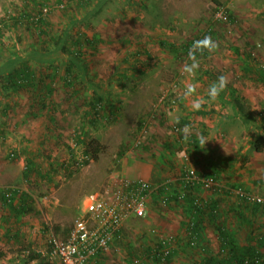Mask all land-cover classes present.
Segmentation results:
<instances>
[{"label":"rangeland","instance_id":"obj_1","mask_svg":"<svg viewBox=\"0 0 264 264\" xmlns=\"http://www.w3.org/2000/svg\"><path fill=\"white\" fill-rule=\"evenodd\" d=\"M78 2L0 0V194L19 192L11 206L0 199V264H57L45 255L50 234L66 239L85 197L122 179L153 186L145 217L126 222L109 252L91 264H129L166 235L177 248L163 264H199L205 246L218 254L217 232L207 226L191 246L188 200L160 205L159 185L185 168L211 176L219 187L197 190L192 200L216 201L218 225L237 246H257L264 212L233 191L264 199V80L256 71H264V0ZM205 36L217 49L196 53L199 68L191 76L184 48ZM77 39L92 40L95 48L82 46L85 71L79 74L76 61V89L64 88L67 55L60 48L72 51ZM24 65L35 80L53 79L47 108L37 102L42 91L14 88L11 76ZM245 66L255 70L245 74ZM220 75L227 87L209 102L208 88ZM189 85L196 90L185 96ZM97 97L99 115L91 108ZM197 100L199 110L212 112L199 115ZM198 137L208 140L203 147ZM30 159L34 167L27 172ZM22 203L27 211L18 213Z\"/></svg>","mask_w":264,"mask_h":264},{"label":"built area","instance_id":"obj_2","mask_svg":"<svg viewBox=\"0 0 264 264\" xmlns=\"http://www.w3.org/2000/svg\"><path fill=\"white\" fill-rule=\"evenodd\" d=\"M83 160H88V156L85 155L82 159H77V166L82 167ZM175 182H178V186L181 187L178 193L172 192ZM159 188L165 192L160 201L162 208L168 206L170 198L182 200L188 189L213 193L219 191L214 178L203 177L187 168L177 178L163 181ZM153 191V186L149 182L122 179L104 191V194L94 193L86 196L83 202L84 212L73 222L66 239L62 240L53 234L48 237L46 257L52 263L57 264H91L95 262L98 257L109 252L113 242L120 237L122 227L126 222L145 217L146 199ZM233 194L247 205L264 208V199L256 195L243 192L241 189L234 190ZM204 202L205 200L203 202L195 200L194 205L197 208L204 207ZM187 234L190 237V245L194 246L195 239L189 232ZM176 248L177 241L173 236L160 237L156 244L150 246L148 250L145 249L142 255L133 258L129 264H143L146 261L163 264L172 256ZM261 253H264V248L259 252V256ZM260 263H262V258L258 256L246 258L243 262V264Z\"/></svg>","mask_w":264,"mask_h":264},{"label":"trees","instance_id":"obj_3","mask_svg":"<svg viewBox=\"0 0 264 264\" xmlns=\"http://www.w3.org/2000/svg\"><path fill=\"white\" fill-rule=\"evenodd\" d=\"M91 2H93V0H79L78 4L80 5V7H88L89 6L88 4ZM37 21H38V24L41 23L39 19ZM82 41H83L82 39L75 40L73 44L74 48L72 51L66 50L65 52L63 48H60L67 55V60L65 61V69H64L63 77H62L64 88H70V89L75 88L77 84L74 86V83L78 81L77 79L79 77V74L81 75L85 71L84 64L83 62H81L82 61L81 59H84L82 54H85V52H83L82 50V46L85 44L91 50L95 48L94 46L95 44L92 42V40L85 39V43H82ZM159 45L161 47H165L164 42H161ZM192 45L193 43L188 44L187 49L185 46L184 50L187 52V50ZM170 49L174 51L173 46H170ZM138 54H141V53L139 52ZM76 61L80 63L79 65H80L81 70H79L80 72L79 74L77 72H76L77 74L74 73V69L76 68V65L78 64ZM10 70L11 69L8 67L4 69L6 73L9 72ZM254 70L255 68L253 67L248 68V66H245L243 68V71L245 74H248L250 72L253 73ZM256 71L259 74V78L261 79V82H263L264 71L263 70H256ZM1 72L2 70L0 71V73ZM11 77L12 79L15 80L14 88L17 90H23V91L33 90V93L36 92V94L42 91L43 93L41 92V94L37 95L41 97L42 99H38L39 101L37 102L41 104V109L48 107L49 104L47 101L53 97V93H54V90L51 86V83L53 84L52 82L53 79L50 77V75H42L40 80H35L34 73L26 65H24L23 68H21L19 72H15ZM8 81H11V80H8ZM48 81H51V83L49 82L50 83L49 84ZM76 93L78 94L79 92L77 91ZM101 103H102V98L97 97L95 101L91 104V108L94 111L95 115H99L100 112L98 110L102 109ZM107 104L110 110H114V107L109 102ZM210 112H204L203 110H199L197 113L199 115H207V114H210ZM259 118L261 122L264 123L263 113L259 115ZM80 141L81 140H76L75 143L80 144L81 143ZM259 144L260 143L257 144L258 150H259V146H258ZM88 149L91 150L90 147H88ZM97 153H98V149H95L94 154H97ZM10 156L11 158H13L14 154H11ZM33 167L34 165L32 164V159H30V162L27 163V168H26L27 172H31L33 170ZM180 188L181 187L178 186V182H175L172 186V190L175 193L180 192L181 190ZM196 192H197L196 189H188L185 193L184 198H182V200H179V201H184V202L185 201L187 202L188 200L189 208L191 207L194 210L192 216L190 218H187V225H186L187 232L191 234L192 238H194L195 241L197 240L199 241L203 230L206 229L207 226H210L215 232H217L219 242H220L218 254H214L213 252H211L207 246L202 248L204 258L201 260L199 264H243L246 258H252L255 256L261 257L259 256V250L264 248V236L260 237L259 240L256 241L257 246L250 245L249 243L247 245L237 246V243L235 242L234 237H232L231 234H229L227 230L223 229L220 226L221 224L218 225V222H217L218 208L216 205V201L207 202L205 200L204 202L205 206L197 208L194 205L195 201H193L192 200L193 198H191V197H194ZM159 193L164 194L165 192L160 188ZM7 194H9L10 196L7 197L6 196ZM16 195L17 196L19 195V192L17 190H6L5 192L0 194V199L4 201L5 204H8L11 206L12 203L14 202ZM25 200L26 199L24 200L22 199V201H25ZM171 200L177 201L176 198L174 197L170 198L169 202ZM256 207L262 208L264 212L263 207L255 206L254 209ZM26 209H27L26 204L22 203L21 206L18 207L17 212L23 213L27 211ZM146 250H148V248H146ZM103 258H104L103 256H100L97 259L100 260ZM260 264H263V263H260Z\"/></svg>","mask_w":264,"mask_h":264},{"label":"clouds","instance_id":"obj_4","mask_svg":"<svg viewBox=\"0 0 264 264\" xmlns=\"http://www.w3.org/2000/svg\"><path fill=\"white\" fill-rule=\"evenodd\" d=\"M217 49L216 43L212 40L211 37L205 36L202 40H197L193 42L192 48L189 50L188 59L191 61L190 64H186L184 66V71L191 76L195 75L196 70L199 68V61L196 58L197 52L207 51L209 53L215 52ZM228 84V79L224 75H220L216 81H214L208 88L207 96L208 101H215L220 93L225 91ZM195 85H189L185 91V96L192 95L195 92ZM200 101L193 102L194 110H199L201 108ZM185 131H187V126H185ZM185 140H187V135L185 136ZM200 145L203 147L205 143L208 141L206 138L198 137ZM87 155V154H85ZM194 171V170H193Z\"/></svg>","mask_w":264,"mask_h":264},{"label":"crops","instance_id":"obj_5","mask_svg":"<svg viewBox=\"0 0 264 264\" xmlns=\"http://www.w3.org/2000/svg\"><path fill=\"white\" fill-rule=\"evenodd\" d=\"M97 260H99V259H97Z\"/></svg>","mask_w":264,"mask_h":264}]
</instances>
